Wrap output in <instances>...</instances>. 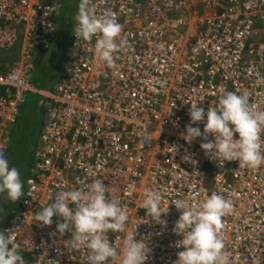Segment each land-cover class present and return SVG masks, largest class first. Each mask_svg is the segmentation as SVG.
Wrapping results in <instances>:
<instances>
[{
  "label": "built area",
  "instance_id": "2783aa9c",
  "mask_svg": "<svg viewBox=\"0 0 264 264\" xmlns=\"http://www.w3.org/2000/svg\"><path fill=\"white\" fill-rule=\"evenodd\" d=\"M92 3L97 15L106 9L116 14L122 26L117 42L124 39L125 46L107 66L95 52L98 36L77 40L74 16L69 61L48 90L34 82L36 59L55 39L65 0H0V50L15 48L22 37L16 59L0 72L6 158L27 93L40 94L45 109L20 209L2 232L20 245L26 264H88L84 248L72 249L71 232H58L62 217L54 215L50 226L34 217L58 191L101 180L128 213L125 232L107 233L118 253L108 264H121L124 240L134 231L151 250L144 264H175L183 237L173 231L180 210L172 202L202 203L215 192L232 204L220 233L230 264H264V165L249 169L215 160L201 148L202 137L189 144L181 136L191 122V103L207 111L222 90L246 93L264 110V0ZM192 126L203 132L204 121ZM145 190L161 194L166 223L146 215Z\"/></svg>",
  "mask_w": 264,
  "mask_h": 264
},
{
  "label": "clouds",
  "instance_id": "9594fccd",
  "mask_svg": "<svg viewBox=\"0 0 264 264\" xmlns=\"http://www.w3.org/2000/svg\"><path fill=\"white\" fill-rule=\"evenodd\" d=\"M75 20L77 40L90 41L98 36L96 54L107 66H114V53L126 44L124 39L117 42L122 26L116 14L106 9L97 15L92 0H80ZM189 115L191 122L186 126V133H181L186 142L190 144L195 138L202 137L207 141L201 143L206 155L215 160L239 161L240 168L256 169L264 165V140L261 138L264 110L254 108L248 94L222 90L215 107L205 111L197 103H191ZM198 121H204L203 132L192 126ZM209 134L215 137L214 141L208 140ZM235 134L238 138H234ZM183 159L195 163L190 156ZM0 193H6L11 202H16L24 194L20 173L16 167L9 166L3 150H0ZM107 193L108 189L101 180H94L78 190L58 191L54 199L50 197L53 202L36 213L34 219L50 226L54 215L62 217L57 230L61 235L71 232L72 249L84 248L88 264H108L109 259L114 260L118 253L107 239V233L125 232L128 213L119 199L109 198ZM161 200L159 192L145 190L141 207L152 220L166 223L161 220V215L169 209L168 206L161 208ZM172 203L180 210L173 231L183 237L177 242V247L183 250L178 252L175 264H230L220 233L222 218L232 211L231 202L213 192L202 203L190 204L179 199ZM150 251L143 240L135 239L134 231L124 240L121 264H144ZM0 264H26L20 254V245L3 232H0Z\"/></svg>",
  "mask_w": 264,
  "mask_h": 264
},
{
  "label": "rangeland",
  "instance_id": "374dc122",
  "mask_svg": "<svg viewBox=\"0 0 264 264\" xmlns=\"http://www.w3.org/2000/svg\"><path fill=\"white\" fill-rule=\"evenodd\" d=\"M80 0L66 1L65 8L62 9L61 16L57 20V30L55 39L48 47L44 57L35 69V79L39 88L53 89L65 72V67L69 61L71 36L74 28V13L76 5ZM22 37L20 36L17 45L13 49L0 50L4 54L18 55ZM42 97L38 93H27V100L19 115L20 120L15 130L12 132V141L9 142V166L16 167L20 173L23 183V193L27 185V175L31 171L33 149L38 136L43 128L45 120L44 107L39 105ZM24 195V194H23ZM23 196L16 202H11L6 193H0V232L8 223L10 217L20 209Z\"/></svg>",
  "mask_w": 264,
  "mask_h": 264
},
{
  "label": "trees",
  "instance_id": "16d2710c",
  "mask_svg": "<svg viewBox=\"0 0 264 264\" xmlns=\"http://www.w3.org/2000/svg\"><path fill=\"white\" fill-rule=\"evenodd\" d=\"M66 1H68L69 2V0H65V6H66ZM65 6H64V8H65ZM77 6V5H76ZM75 13H76V11H75ZM75 13H74V15L73 16H75ZM47 49L48 48H45V49H41L40 50V52H39V54H38V56H37V59H36V68H37V66H38V64L40 63V61H41V59L44 57V55H45V52L47 51ZM16 57H17V55H15V54H4V53H1L0 52V72H4L5 70H6V64L7 63H11V62H13L15 59H16ZM35 74V73H34ZM63 76V75H62ZM62 76H61V78H62ZM61 78H60V80H61ZM59 80V81H60ZM34 82H35V84L36 85H39V83H38V81H37V79H35V76H34ZM46 88V87H45ZM21 114V113H20ZM19 120H20V118H18ZM18 120V121H19ZM18 121H17V123H18ZM17 125V124H16ZM15 128H16V126H14V129H13V131L15 130ZM12 137H13V133H12ZM11 141H12V138H11ZM35 147V146H34ZM10 148H11V146H10ZM10 148H9V150H8V156H9V152H10ZM35 149V148H34ZM34 149H33V155H34ZM7 160H8V157H7ZM32 164H33V158H32V162H31V167H32ZM30 172L31 171H29V173H28V175H27V177H29V175H30ZM28 179V178H27ZM25 193V192H24ZM24 196V195H23Z\"/></svg>",
  "mask_w": 264,
  "mask_h": 264
},
{
  "label": "crops",
  "instance_id": "0c3cea01",
  "mask_svg": "<svg viewBox=\"0 0 264 264\" xmlns=\"http://www.w3.org/2000/svg\"><path fill=\"white\" fill-rule=\"evenodd\" d=\"M58 82H59V81H58ZM58 82H57V83H58ZM57 83H56V84H57ZM55 86H56V85H55ZM45 89L53 90V89H55V87H54L53 89H50V88H45ZM41 97H42V96H41ZM39 105H40V106H43V98H42L41 101L39 102ZM23 107H24V104H23L22 107H21V112H22V108H23ZM43 107H44V106H43ZM21 112H20V113H21ZM44 113H45V109H44ZM19 117H20V116H19ZM43 124H44V121H43ZM39 136H40V135H39ZM39 136H38V138H39ZM38 138H37V140H36V142H35V147H36V144H37ZM35 147H34V148H35Z\"/></svg>",
  "mask_w": 264,
  "mask_h": 264
}]
</instances>
